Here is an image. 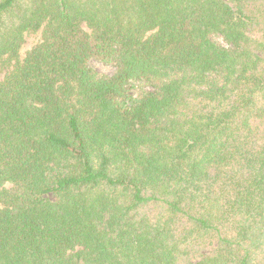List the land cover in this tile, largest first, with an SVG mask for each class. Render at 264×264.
<instances>
[{"label": "trees", "instance_id": "1", "mask_svg": "<svg viewBox=\"0 0 264 264\" xmlns=\"http://www.w3.org/2000/svg\"><path fill=\"white\" fill-rule=\"evenodd\" d=\"M2 70L0 264H264V0H0Z\"/></svg>", "mask_w": 264, "mask_h": 264}, {"label": "rangeland", "instance_id": "2", "mask_svg": "<svg viewBox=\"0 0 264 264\" xmlns=\"http://www.w3.org/2000/svg\"><path fill=\"white\" fill-rule=\"evenodd\" d=\"M37 40V35L28 36L24 42L25 49L31 47L33 43ZM94 68L105 73H113L114 69L110 67L109 65L102 64L98 61H94ZM6 71L2 70L0 71V79L5 75Z\"/></svg>", "mask_w": 264, "mask_h": 264}]
</instances>
